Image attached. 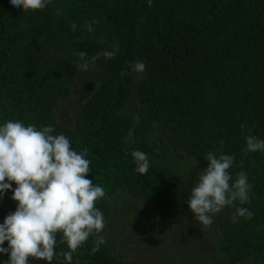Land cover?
<instances>
[{
    "label": "trees",
    "instance_id": "obj_1",
    "mask_svg": "<svg viewBox=\"0 0 264 264\" xmlns=\"http://www.w3.org/2000/svg\"><path fill=\"white\" fill-rule=\"evenodd\" d=\"M66 2L51 0L43 10L21 11L0 0V123L52 125L73 149L87 148L91 163L85 178L103 187L105 196L94 206L104 216L106 198L118 193L148 202L168 219L189 210L186 198L198 173L179 178L166 165H150L139 174L133 150L146 153L153 146L162 157L178 161L202 159L211 144H222V154L235 157L232 179L243 171L252 184L247 204L234 202L214 215L220 233L217 262L264 264V243L254 246L258 217L252 207L257 187L263 192L258 215L264 210V164L245 151L246 136L264 140V0H152L150 5L103 0L98 10L107 27L102 42L59 12ZM114 46L116 55L103 57ZM81 51L85 59L99 56L88 71L77 67ZM136 60L145 64L142 73L131 71ZM80 76L85 77L81 103L73 125L65 127L54 109ZM127 105L143 123L132 142L124 140L131 123ZM10 196L6 190L0 197V223L15 210ZM237 207L248 208L252 217L236 216ZM94 241L90 237L73 253V264L120 263L105 241L93 253ZM55 250H67L59 233ZM52 264H64L63 258L54 256Z\"/></svg>",
    "mask_w": 264,
    "mask_h": 264
},
{
    "label": "clouds",
    "instance_id": "obj_2",
    "mask_svg": "<svg viewBox=\"0 0 264 264\" xmlns=\"http://www.w3.org/2000/svg\"><path fill=\"white\" fill-rule=\"evenodd\" d=\"M51 0H9L15 10H43ZM152 0H147L150 5ZM86 25L92 32V25ZM70 27L75 30L73 23ZM117 47L102 53L112 59ZM77 67L88 71L99 56L85 59L86 53H77ZM131 71L142 73V60L130 62ZM246 152L264 151V140L256 136L245 137ZM88 149L77 151L71 147L63 133H56L52 125L38 126L18 119L0 123V197L11 191L10 199L16 202L13 212L0 223V264H29V257L52 264L54 256L63 258L64 264H73V253L90 237H95L94 253L104 243L102 230L105 217L95 207L97 200L105 196L103 187L85 178L90 173V161L86 159ZM134 170L145 174L150 162L146 153L133 150L130 153ZM207 167L198 172L195 184L186 198L188 209L194 220L209 226L213 216L234 202L245 205L250 199L251 185L245 172H229L235 157L230 154L204 155ZM195 165V164H194ZM231 181V182H230ZM15 187H12V183ZM236 216L250 219L252 212L246 207H237ZM57 233L67 250L57 252ZM7 241V247H3Z\"/></svg>",
    "mask_w": 264,
    "mask_h": 264
},
{
    "label": "rangeland",
    "instance_id": "obj_3",
    "mask_svg": "<svg viewBox=\"0 0 264 264\" xmlns=\"http://www.w3.org/2000/svg\"><path fill=\"white\" fill-rule=\"evenodd\" d=\"M101 3H104L103 0H67L65 4H59V12L73 17L85 33L102 42L105 40L107 27L104 12L98 11ZM93 20L96 21L92 25L93 31L88 32L86 25ZM89 73L85 75L89 76ZM84 79L82 76L75 78L71 83L70 95L60 100L54 109V116L62 126L73 125L74 111L81 103V85ZM205 89L211 98V88L205 86ZM137 112L133 106H126L125 114L131 116V123L124 137L126 142H132L134 134L142 127L143 123ZM222 147V144H211L208 152L222 154ZM150 148L151 151L146 152L150 165H166L179 178L203 171L208 163L204 157L178 161L164 158L157 147ZM248 155L257 164H264V151L248 152ZM254 189L256 193L252 207L256 209L254 214L258 219L253 222V231L254 246L257 248L264 243V210L258 215L263 205V192L257 187ZM106 201L105 226L101 234L111 253L120 260L119 264H219L217 242L220 233L215 216L212 224L205 227L194 220L190 210L176 219H168L155 213L148 202L131 199L123 193L113 194Z\"/></svg>",
    "mask_w": 264,
    "mask_h": 264
}]
</instances>
